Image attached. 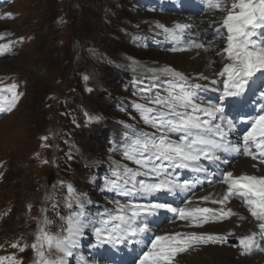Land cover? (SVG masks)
Listing matches in <instances>:
<instances>
[{"label": "rangeland", "instance_id": "rangeland-1", "mask_svg": "<svg viewBox=\"0 0 264 264\" xmlns=\"http://www.w3.org/2000/svg\"><path fill=\"white\" fill-rule=\"evenodd\" d=\"M110 8L117 14H113ZM226 14L220 9L210 7L207 0H188L187 4L178 3L177 0H0V45H10L8 51L0 53V77L19 80L17 83H21V89L17 92L23 93L14 110L7 115L0 113V117L4 116L0 120V208L6 210L8 215L12 208L14 209L11 216L7 220L4 219L0 240L4 237L12 239L22 232L27 243L33 242V237V243H36L41 227H45L46 231L51 230V223L45 226V220L50 221L49 215L55 214V211H59L62 216L70 214V208L66 206L69 199L68 185L72 186L75 193L81 194L85 212L94 218L103 215L105 209H114V198L125 203L126 198L105 190V169L100 168L98 173L94 169L97 174L91 172L92 166L98 164L99 156L105 152L108 143L107 141L103 147L99 134L101 130L97 128L103 125L102 120L114 116L115 123L126 129L134 123L135 129L155 132V129L144 123L141 113L133 105L140 101L144 103L143 97L147 92H141V89L153 88L154 82L155 85L161 83L164 90L166 84L163 82L173 79L161 69L169 68L182 73L189 78V83H209L200 79L201 74L210 79H222L218 73L223 70L227 61L217 53L226 47V43H221L226 38V29L220 27ZM174 20L192 26L186 31L184 40L179 42L173 41L164 31V27L170 30L175 28L177 23L173 24ZM217 28L225 35L217 36ZM189 38L205 44L207 50H202L209 53L207 57L211 59L210 73L194 74L189 69V63L193 59L188 58L187 53L196 50V47L187 43ZM117 40L121 43L119 46L116 44ZM181 48L184 50H174ZM121 75L125 77L124 80L131 82V85L115 84L114 81L119 82L117 78ZM108 77L111 80L110 87L115 92L113 99L116 103L105 95L99 96L100 91L97 90L99 86L104 85ZM261 92H264V77L258 73L253 81H250V87L246 89L243 97H229L222 102L226 113L230 118L237 116L232 105L239 101V116L245 121L264 114ZM3 95L11 98L7 91ZM201 95L217 101L220 93L209 90ZM71 101L73 103L69 104ZM69 105L72 106L69 112L71 123L69 118L62 116L63 110ZM89 116L99 119L89 122ZM69 123L74 129L73 135L65 138L63 129L67 128ZM113 129L108 126L109 134L115 132ZM249 129V123L240 124L234 139L239 141ZM112 136V146L118 147L122 141ZM44 137L47 139H43ZM63 142H71L73 151L77 152L79 162L73 167L57 168V164L63 165L56 151ZM251 151L257 155V161L251 156L240 155L239 158L247 159L252 166L251 170L244 166L239 174L264 175L261 174L264 173V165L260 163L259 153L254 145ZM232 154H228L229 160L234 158L231 157ZM122 157L123 155L118 153L117 158ZM237 160L233 165L227 166L228 170H233L234 175ZM119 163L137 167L129 160ZM110 166V163H106L109 171ZM177 172L181 181L197 180V174L189 170ZM52 173L55 177L49 179ZM218 177L219 173L212 177L214 185L205 188L206 194L210 195L211 189L220 184L221 191L217 192L219 196L215 194L216 199L223 195V189L225 191L227 187L217 181ZM202 181H205V177L200 175L199 183ZM177 199L178 197L169 196L157 202H168L177 206ZM193 199L192 196L181 201L180 206H221L211 201L198 200L194 203ZM153 200L155 201V198ZM189 200L191 203H188ZM230 203L228 207L236 213L239 212L234 215L235 218L232 216L230 219L210 217L207 222H193L165 213L154 221V225L158 227L153 234L147 236L143 243L127 248L124 245H118L116 248L109 245L96 247L94 235L85 229L79 246L73 250V256L66 257L67 264H138L137 256L141 249L150 247L149 241L154 239L155 235L174 233L184 234L185 238L193 233L214 236L233 234L228 235L227 242L224 243L194 242L187 252L176 256L173 264H180L181 258H187L189 261L190 257L196 254L211 252L213 247L219 250L218 254H226L233 261L222 262L223 264L252 261L253 258L261 260V264H264V260L259 259L260 255L264 257V240L261 241L257 236L259 247L254 246L251 252L248 251L244 255L238 239L242 235H249V229L244 228V221L253 223V232L257 233L258 222L240 201L233 199ZM27 207L31 215L22 213ZM21 213L23 217L28 218L20 219ZM242 215L245 217L243 220L240 219ZM21 255L24 264H39L37 252L34 249L32 253L30 246H27ZM45 255L54 258L56 253L52 255L46 252ZM251 255L253 257H250ZM0 264L10 262L0 260Z\"/></svg>", "mask_w": 264, "mask_h": 264}, {"label": "snow or ice", "instance_id": "snow-or-ice-1", "mask_svg": "<svg viewBox=\"0 0 264 264\" xmlns=\"http://www.w3.org/2000/svg\"><path fill=\"white\" fill-rule=\"evenodd\" d=\"M177 2L187 4L188 0ZM207 2L210 7L227 13L220 26L226 29V38L221 41L226 43V47L217 53L227 61L223 70L218 73L222 79H210L201 74L200 79L209 83H189V78L182 73L169 68L161 69L173 77L163 82L166 84V95L157 91L149 100L153 107L141 103L133 105L141 113L144 123L156 131L149 133L130 127L114 150L121 151L123 157L137 167H128L127 164L114 161L110 167V175L104 178L105 190L126 198V202L121 203L114 198L112 203L115 208L105 209L103 215L94 218L85 212L81 194L75 193L72 186L68 185L69 199L66 206L73 209L72 212L59 217L62 223L57 225L58 232L46 231L45 227H41L36 243L31 245L37 252L39 264H67L66 257L73 256V250L79 246L85 229L94 235L96 247L109 245L116 248L124 245L127 248L143 243L147 236L153 234L157 227L154 221L165 213L193 222H207L210 217L230 219L238 213L223 206L233 199L240 201L258 222V233L238 237L242 254L258 246L257 236L264 240V175H234L233 171L224 167L230 164L229 153L251 156L256 160L257 155L251 151L253 145L258 150L260 163L264 165V114L245 121L239 116L241 104L236 101L232 107L238 115L230 118L222 103L229 97H243L246 89L250 87V81L258 73L264 77V0ZM191 28L187 23H177L174 29L164 27V31L173 41L179 42ZM216 34L225 35L220 28L216 29ZM187 43L189 46L207 50L204 43L195 39L189 38ZM9 47L8 44L0 45V53L8 51ZM17 88L18 85L13 83L7 89H0V113L10 112L16 106L19 97L23 95L17 92ZM209 90L220 93L217 101L201 95ZM5 91L11 94L10 99L3 95ZM147 91L150 89H141V92ZM260 98L264 100V92H261ZM98 119L99 117H88L89 122ZM245 122L250 124V129L237 141L234 134L239 125ZM177 170L196 173L197 180L181 181ZM217 173L218 182L227 186L223 195L219 199L213 198L211 194L200 199L220 204L222 207L219 209L173 206L172 203L157 202L169 196L184 198L199 182L200 175L209 183H214L210 178ZM141 200L146 202H138ZM53 208H56L55 204ZM240 219L245 217L240 216ZM49 223L53 222L46 219L45 226ZM149 242L151 246L142 248L137 256L138 264H173L176 256L187 252L194 242L224 243L227 242V235L193 233L185 238L184 234L176 233L155 235ZM46 252H55L56 255L48 258Z\"/></svg>", "mask_w": 264, "mask_h": 264}, {"label": "trees", "instance_id": "trees-1", "mask_svg": "<svg viewBox=\"0 0 264 264\" xmlns=\"http://www.w3.org/2000/svg\"><path fill=\"white\" fill-rule=\"evenodd\" d=\"M111 11L112 8H110ZM113 14H117L116 11H113ZM117 19L118 16H117ZM116 38V37H115ZM116 44L119 46L121 43L117 40L116 41ZM124 76H120L117 78V80H120L119 82L115 84L117 85H127V84H130L131 85V82H129L128 80H124ZM124 80V82H123ZM110 84H111V80L106 78V80L104 81V85L102 86H99L97 90L100 91L99 93V96H104L105 97H108V96H113L115 93L113 88L110 87ZM19 87L21 89V83H19ZM118 88V86H117ZM79 105V102L78 100L76 101ZM73 101H71L69 104H72ZM71 105H69V107H67L66 110H63V113H62V116L66 117V118H69L70 119V123L72 122V118L70 117V109H71ZM114 118V116L112 117ZM124 120L126 119V117L123 118ZM108 120V119H107ZM103 122V121H102ZM68 124V127L63 129V137L65 138H69L73 135V128L71 127V124ZM105 122H103V125H104ZM102 127V126H101ZM98 130H101L100 131V135H101V139H102V142H103V147L105 145V143L107 142V139H108V130H103V129H99L97 128ZM57 151V154L58 156L62 159L63 161V165H61L60 163L57 164V168H60V167H67V166H70V167H73L74 165L78 164L79 162V159H78V155L76 154L77 152L73 151V147H72V143L71 142H63L61 145H59V149L56 150ZM4 165V163H3ZM51 176V174H50ZM75 205H73V208H74ZM13 208L11 210V212H13ZM72 209H69V211H71ZM29 211V208L27 207V209H25V211H23L22 213H28L31 215V213L28 212ZM9 212V211H8ZM11 212H9V215L7 213L6 210H3L0 208V233L3 229V222H4V219H8L9 216H11ZM21 213V214H22ZM20 214V219L22 218H28L27 216L23 217V214L21 215ZM60 217V213L59 211H55V214L53 215H49V220L52 221L53 223L50 224L51 226V232L55 233V224L56 222L58 221ZM30 227V226H29ZM28 227V228H29ZM32 229V228H31ZM3 234V232L1 233V235ZM35 235V234H34ZM23 233L20 232L17 236L13 237L12 239L10 237H4L3 239L0 240V260L1 261H6V262H10V264H24L23 262V256L21 255L24 254V251L26 250L27 246H30L33 244L34 242V237H33V242L30 241L27 243L26 240L23 239ZM30 243V244H29ZM13 245H18L17 247H13ZM21 248H23L24 250L21 251ZM32 248V247H31ZM32 253H34V249L32 248ZM13 257L15 259H13Z\"/></svg>", "mask_w": 264, "mask_h": 264}, {"label": "bare ground", "instance_id": "bare-ground-1", "mask_svg": "<svg viewBox=\"0 0 264 264\" xmlns=\"http://www.w3.org/2000/svg\"><path fill=\"white\" fill-rule=\"evenodd\" d=\"M173 19V18H172ZM180 19V18H179ZM185 20V19H184ZM162 21V20H161ZM158 22V21H157ZM172 22V21H171ZM159 23V22H158ZM177 23L175 20L173 21V24ZM185 23V22H184ZM198 23V22H197ZM169 24V23H168ZM196 25V24H195ZM196 27V26H195ZM194 27V28H195ZM199 29V28H198ZM193 32V31H192ZM187 36V35H186ZM184 40V39H183ZM186 42V41H185ZM187 44V43H186ZM189 48V47H188ZM188 52V51H187ZM186 56L191 57L193 60L190 61V65H189V69L192 70L194 72V74H197V72H208L210 73L211 70H210V61L207 57V53L206 51L202 50V49H197L196 50H192L190 52H188ZM211 60V59H210ZM216 73V71H215ZM218 73V72H217ZM193 74V73H192ZM212 78V77H211ZM248 118V117H246ZM236 153H233L231 156L235 155ZM239 154L234 157L233 159L230 160V165H233L235 163V161L237 160V158H239ZM257 161V160H256ZM255 164V163H254ZM257 165V164H256ZM246 167L248 169L251 170V166H250V162L245 159V158H239V160H237L236 164L234 165V169H236V174H239L240 171L242 170L243 167ZM227 167V166H226ZM256 167V166H255ZM233 171V170H232ZM253 172V171H252ZM261 174H264V173H261ZM212 179V178H211ZM214 181V180H212ZM218 181V180H217ZM217 181H215L217 183ZM215 183V184H216ZM210 185H214V183H209L208 180H205V181H202L200 183V186L197 187L198 189H194L188 193H186V195L184 196V198L182 199H187L188 197H192L193 196V200L194 203H196L195 201H198V200H201L200 197H203V196H207L208 194H206V191H205V188H207L208 186ZM218 186V187H217ZM213 187V186H212ZM217 187V190L215 189ZM209 188V187H208ZM211 188V187H210ZM215 188H212V192H211V195L213 196V198H216L215 194L218 195L217 192H219L220 188H221V185L218 184L215 186ZM223 188V187H222ZM221 191V190H220ZM210 192V191H209ZM223 192H224V189H223ZM219 196V195H218ZM190 201V200H189ZM203 201V200H201ZM237 202V201H236ZM177 206H179V204L181 203V198L178 199L177 201ZM189 203V202H188ZM203 203V202H202ZM206 203V202H205ZM198 204V203H197ZM231 204V203H230ZM229 203L226 204L225 206V209L228 208V206L230 205ZM187 205V204H186ZM209 206V205H208ZM216 206V205H215ZM190 207V206H189ZM222 206H218L216 207L217 209L221 208ZM232 207V206H231ZM238 208V207H237ZM243 208V207H242ZM241 208V209H242ZM235 209V208H234ZM242 211V210H241ZM234 212V211H233ZM238 212V211H237ZM239 213V212H238ZM243 213V212H242ZM243 216V215H242ZM248 216V215H247ZM235 218V216H234ZM251 220V219H250ZM162 221V220H161ZM225 221V220H224ZM256 221V220H255ZM254 221V222H255ZM170 222V221H169ZM225 223V222H224ZM165 224V223H164ZM228 224V223H227ZM244 224V228L247 229V233L249 232V235L251 233H253V223H251L249 220H246L243 222ZM158 225V224H157ZM183 225V224H182ZM192 225V224H191ZM230 225V224H229ZM235 225V224H234ZM181 226V225H180ZM231 226V225H230ZM158 227V226H157ZM178 227V226H176ZM217 227V226H216ZM229 227V226H228ZM258 228V227H257ZM225 229V228H224ZM176 230V229H175ZM174 230V231H175ZM180 230V229H179ZM192 231V230H191ZM211 231V230H210ZM196 232V231H195ZM202 232V231H201ZM212 233V232H211ZM175 234V233H174ZM220 234V233H219ZM218 234V235H219ZM166 235V234H165ZM213 235V234H212ZM221 236V235H220ZM228 236V235H227ZM243 236V235H242ZM245 236V235H244ZM238 237V236H237ZM259 237V236H258ZM257 237V238H258ZM259 239V238H258ZM232 240V239H231ZM262 241V240H261ZM263 245V244H262ZM196 247V246H195ZM257 247V246H256ZM259 247V246H258ZM257 247V248H258ZM224 248V247H223ZM238 248V247H237ZM262 248V247H260ZM196 249V248H195ZM213 249V250H211ZM211 252H208V253H202V254H196L194 255L193 257H190L189 261L187 260V258H181L180 259V264H223L222 262H226L228 263V261H230L231 259L228 258V256H226V254H218L217 252L218 251L216 249L211 248ZM263 249V248H262ZM252 250V249H251ZM251 252V251H249ZM189 253V252H188ZM222 253V252H221ZM259 253V252H258ZM252 254V253H251ZM223 255V256H222ZM241 255V254H240ZM245 255V254H244ZM186 256V255H185ZM189 257V256H188ZM238 257V256H237ZM243 257V256H242ZM250 257H253L252 255ZM179 258V257H178ZM251 259V258H250ZM259 259H262L264 260V257L263 255H260V258ZM185 261V262H184ZM232 261V260H231ZM239 261V260H238ZM233 262V261H232ZM255 262H259L258 264H261V260L258 261L257 258H253L252 261H243V262H235L236 264H255ZM263 264V263H262Z\"/></svg>", "mask_w": 264, "mask_h": 264}]
</instances>
